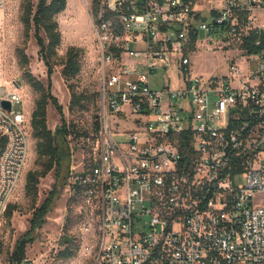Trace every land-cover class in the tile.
I'll return each instance as SVG.
<instances>
[{"label": "built area", "instance_id": "obj_1", "mask_svg": "<svg viewBox=\"0 0 264 264\" xmlns=\"http://www.w3.org/2000/svg\"><path fill=\"white\" fill-rule=\"evenodd\" d=\"M94 2L98 130L83 156L70 137L67 182L94 264H264V0H218L205 17L193 0ZM202 31L236 49L226 72H194ZM30 155L23 96L5 90L0 239Z\"/></svg>", "mask_w": 264, "mask_h": 264}, {"label": "rangeland", "instance_id": "obj_2", "mask_svg": "<svg viewBox=\"0 0 264 264\" xmlns=\"http://www.w3.org/2000/svg\"><path fill=\"white\" fill-rule=\"evenodd\" d=\"M34 5L39 0H31ZM198 9H211L218 0H193ZM23 0H0V93L5 90H16L24 99L28 116L32 115L39 93L27 82L25 68L20 63L19 50H23L29 58L28 70L34 77L42 81L47 88L51 81L50 92L57 97L63 107L65 120L74 131L72 143H77L78 156H83V147L88 141H96L97 123L100 111L99 87L102 71V61L98 41L93 31L94 0H68L66 10L57 16L62 33V43L54 72L49 80L48 68L39 55V46L34 31L25 32L22 23L21 5ZM206 34L200 32L199 49L191 55L194 72L222 74L226 72L229 58L237 55L236 49H214L220 43L206 42ZM83 48L81 71L70 82L62 75V61L69 47ZM168 75L160 71L152 76V84L160 88L167 82ZM158 81V82H157ZM72 84L76 91L82 93L84 100L81 105L70 108ZM62 114L50 101L48 105V127L54 131L62 123ZM81 135V136H78ZM87 155V153H86ZM40 161L36 152V139L31 136V155L26 170L15 191L11 203L16 205V211L11 217H5L3 234L0 239V264H94V256L86 250L88 245L85 226L88 216L83 201L78 192L70 191L68 187L60 189L62 180L57 179L55 170L42 177L39 185L37 205H41L48 193L57 186L58 198L47 215L46 222L34 233L35 240L26 248V258L15 263L12 254L16 242L30 229L33 215V203L26 196L25 184L29 170L40 169ZM246 182L239 174L236 184ZM69 248L71 256H63V251ZM67 253V252H65Z\"/></svg>", "mask_w": 264, "mask_h": 264}, {"label": "trees", "instance_id": "obj_3", "mask_svg": "<svg viewBox=\"0 0 264 264\" xmlns=\"http://www.w3.org/2000/svg\"><path fill=\"white\" fill-rule=\"evenodd\" d=\"M67 6L68 0H39L36 5L31 0H23L21 5L20 19L24 24L26 33L31 30L34 31L39 46V55L48 68L49 80L54 72L58 49L62 43V33L57 16L66 10ZM18 54L20 63L25 68L24 74L27 82L39 93L30 116V126L31 136L36 139V152L41 167L40 169L29 170L26 176L25 193L32 201L34 211L30 221V229L16 242L12 254V260L15 263L25 260L28 244L35 240V231L44 225L47 215L58 198L59 192H57V186L55 185L42 204L37 205L41 178L55 170L57 179L62 180L60 189L67 185L71 165L70 137L74 132L71 125L64 118L62 105L57 97L50 92L51 81L46 88L44 83L34 77L28 70L29 58L24 51L19 50ZM82 54L83 48L81 47L71 46L68 48L62 61V75L67 82L73 80L80 73ZM70 91V108L72 109L81 105L84 96L76 91L72 84H70ZM50 101L63 116L62 123L54 131L48 127L47 122ZM96 129L98 130V123ZM15 211L16 205L10 202L6 215L11 217ZM69 250V248H66L63 251V256H71L72 253Z\"/></svg>", "mask_w": 264, "mask_h": 264}, {"label": "crops", "instance_id": "obj_4", "mask_svg": "<svg viewBox=\"0 0 264 264\" xmlns=\"http://www.w3.org/2000/svg\"><path fill=\"white\" fill-rule=\"evenodd\" d=\"M195 2V1H194ZM196 6H197V4H196ZM196 8V10H197V12H199L200 13V16L202 17H205V16H207V15H209V13H210V9H198L197 7H195ZM213 8V7H212ZM211 8V9H212ZM200 21V19H197L196 20V23H198ZM167 74V73H166ZM158 82V81H157ZM66 187H67V185H66Z\"/></svg>", "mask_w": 264, "mask_h": 264}, {"label": "water", "instance_id": "obj_5", "mask_svg": "<svg viewBox=\"0 0 264 264\" xmlns=\"http://www.w3.org/2000/svg\"><path fill=\"white\" fill-rule=\"evenodd\" d=\"M1 105L4 107V108H7V109H11V101L9 100H1Z\"/></svg>", "mask_w": 264, "mask_h": 264}]
</instances>
